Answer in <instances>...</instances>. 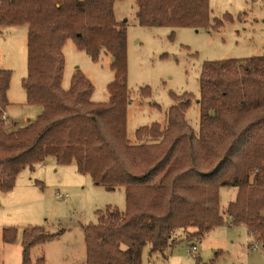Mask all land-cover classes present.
<instances>
[{
	"label": "trees",
	"instance_id": "1",
	"mask_svg": "<svg viewBox=\"0 0 264 264\" xmlns=\"http://www.w3.org/2000/svg\"><path fill=\"white\" fill-rule=\"evenodd\" d=\"M115 2L0 0V28L28 25L23 86L27 103L43 108L25 125L7 129L11 71L0 69V191L11 190L20 172L33 171L49 157L59 165L74 162L95 185L124 188L126 209L99 211V223L85 227V264H155L143 262L148 244L150 255L166 256L177 242L176 230H184V241H200L225 224L245 225L263 238L264 247V54L205 62L199 80L198 133L186 118L194 98L185 93L174 96L166 125L139 127L137 142L131 143L127 32L115 17ZM137 4V20L148 27L216 30L234 20L226 14L212 24L209 0ZM69 38L93 60L102 54L112 58L115 78L108 85L107 102L91 99L93 85L80 71L68 89L62 87L63 47ZM226 186L236 187L237 194L224 216L220 189ZM53 236L41 227L25 229L23 263L31 264L32 248ZM15 240L16 229L4 228L3 241Z\"/></svg>",
	"mask_w": 264,
	"mask_h": 264
},
{
	"label": "rangeland",
	"instance_id": "2",
	"mask_svg": "<svg viewBox=\"0 0 264 264\" xmlns=\"http://www.w3.org/2000/svg\"><path fill=\"white\" fill-rule=\"evenodd\" d=\"M209 5L212 24L226 14L234 20L216 30L142 26L137 20V0H116L115 17L125 23L127 32V133L131 143L137 142L135 132L139 127L153 122L164 125L167 110L176 103L174 96L185 93L194 98L186 118L198 133L199 80L205 62L264 54V0H209ZM27 43L25 26L0 28V69L11 71L7 113L19 125L37 110L27 103L23 86L28 73ZM63 55L62 87L68 89L74 74L80 71L93 85L91 99L107 102L108 85L115 78L110 55L93 60L72 38L66 41ZM146 88L150 94L144 95ZM6 125L13 124L7 121ZM58 193L68 194V199L57 198ZM236 193V187H222L220 206L224 216ZM108 208L126 209L124 188L109 190L95 185L90 174L79 172L74 162L59 165L49 157L33 171L24 169L11 190L0 191V264H24L22 236L29 227H41L54 235L31 251V264H85V227L99 223L98 212L105 214ZM4 228L16 229L13 243L3 241ZM250 234L243 225L225 224L210 230L200 241H184V230L178 229L173 233L177 242L166 256L150 255L148 244L142 259L155 264H198V260L200 264H264L263 238ZM251 241H258L259 249H253ZM192 244L197 246V253L191 252ZM41 257L43 262L39 261Z\"/></svg>",
	"mask_w": 264,
	"mask_h": 264
},
{
	"label": "crops",
	"instance_id": "3",
	"mask_svg": "<svg viewBox=\"0 0 264 264\" xmlns=\"http://www.w3.org/2000/svg\"><path fill=\"white\" fill-rule=\"evenodd\" d=\"M23 26H25L26 28H27V32H28V25H23ZM4 28V27H3ZM11 103V102H10ZM28 106H30V105H28ZM31 106H33V107H36L37 108V110H35V114H33V116L32 117H26L25 118V121H24V123H22L21 125H19V124H17V123H15L13 120H12V118H10L9 117V115H8V111H7V109H6V116H7V118L9 119V121L10 122H13V125H15L16 124V126L17 127H19V126H23V125H25L28 121H30V120H33V119H35L41 112H42V110H43V108H42V106L41 105H31ZM13 125H11L10 127H7V129H12V128H14V126ZM15 126V127H16ZM222 189V188H221ZM221 189H220V191H221ZM237 194V193H236ZM243 226H245V225H243ZM246 227V226H245ZM248 230V229H247ZM248 232H249V230H248ZM250 233V232H249ZM249 236H252L251 234L249 235ZM40 245H42V244H38V245H36V246H34L33 248H32V250L31 251H35V249H36V247H39ZM16 252V251H15ZM19 253H21V251L19 250ZM38 258V257H37ZM44 258V257H43ZM31 259H32V257H31ZM0 260H1V255H0Z\"/></svg>",
	"mask_w": 264,
	"mask_h": 264
},
{
	"label": "built area",
	"instance_id": "4",
	"mask_svg": "<svg viewBox=\"0 0 264 264\" xmlns=\"http://www.w3.org/2000/svg\"><path fill=\"white\" fill-rule=\"evenodd\" d=\"M68 196H69L68 194H63V193H58L57 194V198H61L63 200H67ZM251 243H252V248L253 249H259L258 241H251ZM190 250H191V252H194V253L198 252L197 246L195 244H192Z\"/></svg>",
	"mask_w": 264,
	"mask_h": 264
}]
</instances>
